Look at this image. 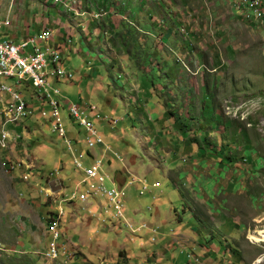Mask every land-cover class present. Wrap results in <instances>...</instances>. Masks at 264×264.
Instances as JSON below:
<instances>
[{
  "label": "rangeland",
  "instance_id": "374dc122",
  "mask_svg": "<svg viewBox=\"0 0 264 264\" xmlns=\"http://www.w3.org/2000/svg\"><path fill=\"white\" fill-rule=\"evenodd\" d=\"M244 2L16 1L18 27L63 42L72 77L53 84L103 142L88 150L61 103L69 150L19 88L33 115L0 142V264H264V16ZM91 154L107 189L113 175L125 187L123 218L103 195L77 200L73 155Z\"/></svg>",
  "mask_w": 264,
  "mask_h": 264
},
{
  "label": "built area",
  "instance_id": "2783aa9c",
  "mask_svg": "<svg viewBox=\"0 0 264 264\" xmlns=\"http://www.w3.org/2000/svg\"><path fill=\"white\" fill-rule=\"evenodd\" d=\"M3 1L6 3V7L2 3ZM16 1L0 0V32L3 28L12 26L10 12ZM58 1L65 4L64 0ZM243 1H245L243 6L250 14L257 18L264 16L263 0ZM65 38L66 41H70L67 36ZM63 46V42L61 43L55 38L54 30L48 27H42L34 33L26 30L17 37L0 36V103L2 106L0 108V142L2 145H5V141L12 137L7 129L10 124H17L19 120L33 115V105L24 98L22 91L19 90L21 86L26 89L31 87L30 94L32 96H35L39 101L47 102L49 115L53 119L50 126L52 132L63 138L66 136L67 129L60 111L62 103V105L67 106L66 110L72 122L83 128L84 141L88 150L103 142L101 135L84 113V108L75 103H68L67 100H61L59 98L60 89L53 84L60 79H70L72 77V73L63 65ZM8 78H15L16 81L14 84H9L4 80ZM1 92L7 94L6 98L1 95ZM89 109L93 110L95 106L89 105ZM46 114V110L40 108V115L46 116ZM112 122L115 123L116 121L112 120ZM65 143L68 149L72 150L69 138H65ZM80 156L81 154H79ZM92 157L94 163L84 166L81 160L73 155L74 166L82 171L83 178L81 182L83 183L82 187H85V189L76 191L77 200L83 202L89 198L103 195L106 197L114 216L123 218L125 187L113 175L108 177L112 187L107 189L103 184L104 177H107V174L104 175L101 168L103 162L100 158L97 159L95 155H92ZM145 187L144 184L142 189H145ZM47 233L50 234V241L44 254L46 257L55 260L61 255L57 244L60 232L56 221L48 222Z\"/></svg>",
  "mask_w": 264,
  "mask_h": 264
},
{
  "label": "crops",
  "instance_id": "0c3cea01",
  "mask_svg": "<svg viewBox=\"0 0 264 264\" xmlns=\"http://www.w3.org/2000/svg\"><path fill=\"white\" fill-rule=\"evenodd\" d=\"M139 2H143V0H139ZM3 3V5L6 7V3L3 1L2 2ZM78 5V7H79V3H77ZM14 7V6H13ZM13 7H12V9H11V12H10V17L12 18V22H13V24H12V26L11 27H9V28H3L2 30H1V32H0V35L2 36V37H9V36H11V37H17L19 34H23V32L24 31H26V29L24 28L23 29V25L26 23V22H24V24L22 25V26H20V27H18L19 26V22H20V20H21V16H23V15H20V16H17V11H16V5H15V8H14V10H13ZM83 9L84 10H86L87 9V7H83ZM120 11V10H119ZM83 12V11H82ZM12 13V14H11ZM120 13V12H119ZM118 16H120L119 14H117ZM57 18L59 19V17L57 16ZM56 18V19H57ZM61 20V19H60ZM23 21V20H22ZM43 22H42V24H45V23H47L48 22V19H47V17H44L43 18V20H42ZM18 23V24H17ZM30 25H31V23H30ZM63 25V24H62ZM62 27V26H61ZM63 28H64V32H70L68 29H66V25L65 26H63ZM57 30V29H56ZM30 32L31 33H34V31H31L30 30ZM70 34V33H69ZM64 35L66 36V34L64 33ZM63 35V36H64ZM64 36V37H65ZM56 38V37H55ZM56 39H58V38H56ZM59 40V39H58ZM106 161L108 162V163H110V159L109 158H106ZM155 223V222H154ZM178 258V257H177Z\"/></svg>",
  "mask_w": 264,
  "mask_h": 264
},
{
  "label": "trees",
  "instance_id": "16d2710c",
  "mask_svg": "<svg viewBox=\"0 0 264 264\" xmlns=\"http://www.w3.org/2000/svg\"><path fill=\"white\" fill-rule=\"evenodd\" d=\"M21 261L23 262V259H21Z\"/></svg>",
  "mask_w": 264,
  "mask_h": 264
},
{
  "label": "bare ground",
  "instance_id": "6f19581e",
  "mask_svg": "<svg viewBox=\"0 0 264 264\" xmlns=\"http://www.w3.org/2000/svg\"><path fill=\"white\" fill-rule=\"evenodd\" d=\"M62 114V113H61Z\"/></svg>",
  "mask_w": 264,
  "mask_h": 264
}]
</instances>
